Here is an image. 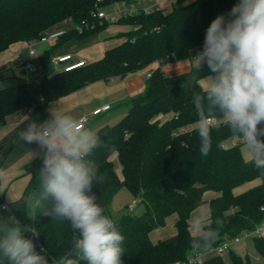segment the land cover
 <instances>
[{"label": "trees", "instance_id": "trees-1", "mask_svg": "<svg viewBox=\"0 0 264 264\" xmlns=\"http://www.w3.org/2000/svg\"><path fill=\"white\" fill-rule=\"evenodd\" d=\"M0 0V53L19 42L31 44L54 30L59 24H70L54 45L46 47L33 74L38 81H26L0 88V128L11 116L28 113L38 123L50 118L49 106L85 86L114 79L123 80L139 71L149 69L144 91L130 100L128 112L112 127H101L95 136L97 145L87 159L98 166L103 179L95 182L90 195L104 214L112 217V200L125 188L143 212L124 214L114 221L124 236L123 264H173L183 261L197 250L213 249L228 239L264 224V170L246 160L242 146L228 149L222 143L236 136L226 125L212 128L211 148L201 155L199 130L179 132L200 122L207 109L200 112L193 103V93L200 92L199 81L210 74L207 65L201 73L195 68L177 76L163 71L167 64L192 59L204 45L206 30L219 15L231 19L228 13L239 0H176L168 7L148 15L143 13L122 18L115 24L131 29L125 41L110 48L103 56L71 72L50 73L51 58L57 50L71 41L95 36L110 24L93 17L97 9L113 2L134 0ZM80 27L81 31L77 28ZM196 76V80H192ZM147 77V76H146ZM191 88H189V82ZM200 115V116H199ZM264 126V125H262ZM120 165L121 176L114 168L112 157ZM39 157L26 166L30 180L23 197L8 205L7 218L0 216V235L10 217L20 226L31 227L37 235L26 232L36 245L40 243L48 264H55L73 245L74 232L64 220H52L41 214L49 203L29 207V196H39ZM259 180V184L235 194V189ZM220 193L209 202L210 220L199 236L189 231L191 213L204 203L206 192ZM1 204V202H0ZM1 209V208H0ZM5 210V209H1ZM177 216L176 234L153 243L150 234L164 227L166 219ZM113 220V219H112ZM254 247L264 258V240L254 239ZM78 264H87L75 257ZM232 264H252L231 254ZM0 264H7L0 259ZM205 264H224L221 256L207 259Z\"/></svg>", "mask_w": 264, "mask_h": 264}, {"label": "clouds", "instance_id": "clouds-1", "mask_svg": "<svg viewBox=\"0 0 264 264\" xmlns=\"http://www.w3.org/2000/svg\"><path fill=\"white\" fill-rule=\"evenodd\" d=\"M228 15L232 18L219 15L211 22L203 50L192 56L197 73L204 65L210 71L202 76L201 91L193 93L198 113L204 101L211 109L199 115L200 151L207 156L211 148L214 125L207 121L222 119L242 141L251 157L248 162L264 170V0H239ZM18 135L25 143L38 146L31 153L43 161L40 195L28 197L29 207L48 202L41 214L68 221L78 233L72 248L55 264H78L75 257L87 264H123L125 238L89 194L94 183L103 179L95 162L87 159L98 143L93 132L71 114L51 109L49 119L28 123ZM6 224L0 235V259L7 264H48L33 240L25 236L26 232L37 235L34 228H22L14 217Z\"/></svg>", "mask_w": 264, "mask_h": 264}, {"label": "crops", "instance_id": "crops-1", "mask_svg": "<svg viewBox=\"0 0 264 264\" xmlns=\"http://www.w3.org/2000/svg\"><path fill=\"white\" fill-rule=\"evenodd\" d=\"M150 2L151 3L158 2L162 5L163 8H166L172 2H174V0H172L170 3H166L164 0H150ZM69 26L70 24L68 25V23L64 25L61 23L57 25L54 30L56 29L64 30V28L66 29ZM36 48L39 53H42V51L46 47L44 48V46L38 45L36 46ZM104 52L101 53L100 58L103 56ZM56 54H70L72 55L73 59H78L80 57L82 59H85L83 56H80L79 54H74L73 51L70 50L69 43L58 49ZM99 59L93 61H97ZM27 60H28V43L25 42L15 43L11 45L7 50L0 53V88L17 85L19 83H23L26 81H38L40 79L39 74L37 73L33 74L34 72L29 74L24 71L23 66L27 62ZM88 62H92V61H88ZM193 65H194L193 59H188L180 62L167 64L162 69L169 76H177L181 73L190 71L192 68H194ZM156 67H158L157 63L151 65L150 68L139 71L136 74L126 77L123 80L119 79L121 81V83H119L120 85L117 88L118 91L117 93H119V95L116 98H114L112 102L119 103L123 101L124 102L128 101L130 103V100L133 97L138 96L144 91L148 69H155ZM199 84L202 87L204 85V81L201 79L199 81ZM86 87H88V85L85 86L84 88ZM83 89L73 94H70L60 99L59 101L51 104L48 109L49 114L51 109L54 110L55 108H57L58 111H63L65 113L70 114L72 109L71 110L67 109L69 107L66 105L67 108H65V106L62 104H66V103L70 104V100H72V98H75L74 96L80 94V92ZM107 103L109 102H107L106 100L103 102L101 101V103L100 102L97 103V105L93 106V108L91 109L93 110ZM92 110L87 109L85 110V112L82 111L81 114H77V115L71 114V115L74 116L75 118H78L79 116L83 114H87ZM32 121L37 122V120L31 117L28 113L21 112L17 115L11 116L7 124L4 127L0 128V202H1L0 208L1 205H6L8 207V205L20 200L23 197L26 187L30 180L29 176L25 174L26 166L40 157L38 155L32 156L31 153L33 150H37L38 146L36 144L25 143L20 139L18 135L19 131L24 130L27 127V124ZM88 123L85 126L86 128H89ZM259 182L256 183L259 184ZM256 185L257 184H247L245 186L243 185V187L241 186L235 189L234 192L235 194H240ZM219 197H220V193L217 192L209 191L204 193L203 195L204 203L191 213L189 219V231L192 236H199L203 232V228L209 223L210 220L209 202ZM1 209H0L1 212L7 211V213H9L7 209L5 210H1ZM176 221H177V216L175 214L169 216L165 221L164 227L160 229H156L153 232H151L150 239L152 234L155 237L153 239L156 242L173 237L177 232L175 227ZM253 246H254V242H253ZM254 250L257 252L255 247ZM244 251H245L244 252L245 255L248 256L251 263L253 264V260L251 259V256H249L247 252L248 251L247 247H244ZM257 254L258 255H255L257 258L256 260L261 261V259H259L260 255L258 252ZM222 255H217L212 251L208 253L207 257L208 259H210L215 256H221V258L224 261V264H226V262H228V264H232L231 255H227V253L225 254L226 257Z\"/></svg>", "mask_w": 264, "mask_h": 264}, {"label": "rangeland", "instance_id": "rangeland-1", "mask_svg": "<svg viewBox=\"0 0 264 264\" xmlns=\"http://www.w3.org/2000/svg\"><path fill=\"white\" fill-rule=\"evenodd\" d=\"M176 1V0H174ZM131 28L127 25L123 24H110L106 29L99 32L95 36L85 38L83 40L77 41H71L69 43L70 50L73 51L74 54H79L80 56H83L85 60L93 61L100 58V55L105 50H108L110 48L116 47L117 45L123 43L125 41V33L129 32ZM45 47H48V45H42ZM81 59V57H80ZM60 69V68H59ZM149 71V69H148ZM51 74H55L53 68L50 69ZM121 81L119 79L116 80H110V81H98L92 84H89L88 87L84 88L80 94L74 96L75 98H72L70 100V104H62L66 107V105L69 107L67 109H72L70 114H81L82 111L85 112V110H92L93 106H96L97 103H101V101H107L111 106V111H109L106 114H101L97 117H91L88 123V126L93 134L95 135L99 128L101 127H112V125L118 121L120 118L125 116L128 112L129 102L123 101L119 103L112 102L114 98H116L119 93H117V88L120 85ZM74 107V108H73ZM54 110H57L55 108ZM240 152L242 156L250 160L251 157L249 156L248 152L244 149L242 146L240 148ZM112 160L114 161V168L116 172L121 176V170L120 165L116 161L115 156L112 157ZM256 182H259V180H255L253 182H249L244 184H258ZM243 187V185H242ZM137 200L132 199L131 194L125 189L122 188L117 192V194L114 196L112 200L111 210H112V219L113 221H118L120 217H122L124 214L128 213V205L131 202H136ZM143 212V206L137 205L135 209L130 212L132 215L138 216ZM0 216L3 218H7L6 212L0 211ZM155 238L152 234L151 240L153 243L156 241L153 239ZM254 239L249 238L246 240H242L237 245L230 248L229 251L225 252L222 256L226 257L227 255L234 254L241 259L245 258V251L244 247H247V252L249 256H251V259L253 260V264H263L264 260L261 256H259L261 261H257L256 256L258 255L257 252L254 250L253 246ZM255 253V254H253ZM255 256V257H254ZM228 264V262H226Z\"/></svg>", "mask_w": 264, "mask_h": 264}, {"label": "built area", "instance_id": "built-area-1", "mask_svg": "<svg viewBox=\"0 0 264 264\" xmlns=\"http://www.w3.org/2000/svg\"><path fill=\"white\" fill-rule=\"evenodd\" d=\"M166 3H170L172 0H164ZM98 2H101L98 0ZM164 9L162 5L158 2L151 3L150 0H134L133 2H113L107 7H103L101 9H97L96 12L93 13V17L100 21L101 23H109L114 24L122 18H126L129 16H135L138 14H145L148 15L153 13L154 11ZM81 31V28H77ZM65 33V30H57L53 32H49L46 35L42 36L38 41H35L31 44H28V60L24 64L23 69L26 73H33L36 69V62L38 61L41 53L38 52L36 46L38 45H54L55 42L58 40ZM203 47L198 51H202ZM194 56L197 54V52ZM87 64L85 59H73L72 55L70 54H55L51 58V67L54 70V73L57 72H71L73 70L79 69L84 67ZM60 68V69H59ZM150 74L147 75L146 78H149ZM111 110V106L109 104L101 105L90 111L87 114H83L79 116L77 119L79 120V124L82 127H85L86 124L89 122L91 117H97L101 114H105ZM207 123L214 125V127L225 125L222 119H209ZM202 127L201 123L198 122L194 125H191L187 128L180 129L179 132L184 133L187 131L192 130H199ZM213 127V128H214ZM243 146L242 141L239 137L233 136L228 140L222 143L223 149H228L232 147ZM136 202H131L128 205L129 212H132L136 207ZM2 209H8L6 205H1ZM261 239L264 240V224L256 227L250 231H244L239 236H236L233 239H228L222 242L219 246L213 249H206V250H197L190 253L187 258L183 261H176L173 264H205L208 257L209 252H214L217 255H222L225 252L229 251L230 248L240 243L242 240L246 239ZM36 247L39 251H43L40 243L36 239Z\"/></svg>", "mask_w": 264, "mask_h": 264}, {"label": "water", "instance_id": "water-1", "mask_svg": "<svg viewBox=\"0 0 264 264\" xmlns=\"http://www.w3.org/2000/svg\"><path fill=\"white\" fill-rule=\"evenodd\" d=\"M38 241V240H37Z\"/></svg>", "mask_w": 264, "mask_h": 264}]
</instances>
